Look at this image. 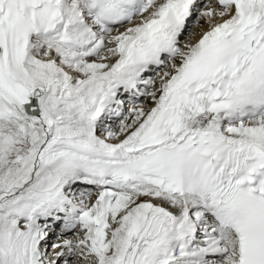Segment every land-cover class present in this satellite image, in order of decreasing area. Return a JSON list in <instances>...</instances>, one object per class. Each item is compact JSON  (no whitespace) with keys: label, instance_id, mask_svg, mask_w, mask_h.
Returning a JSON list of instances; mask_svg holds the SVG:
<instances>
[{"label":"snow or ice","instance_id":"1","mask_svg":"<svg viewBox=\"0 0 264 264\" xmlns=\"http://www.w3.org/2000/svg\"><path fill=\"white\" fill-rule=\"evenodd\" d=\"M0 264H264V0H0Z\"/></svg>","mask_w":264,"mask_h":264}]
</instances>
